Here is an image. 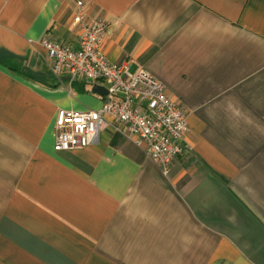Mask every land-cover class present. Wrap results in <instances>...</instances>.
<instances>
[{
  "label": "crops",
  "instance_id": "obj_1",
  "mask_svg": "<svg viewBox=\"0 0 264 264\" xmlns=\"http://www.w3.org/2000/svg\"><path fill=\"white\" fill-rule=\"evenodd\" d=\"M82 2L105 56L186 111L190 149L166 175L124 128L56 151L57 110L104 98L40 43L77 46L76 0H0V264H264V0Z\"/></svg>",
  "mask_w": 264,
  "mask_h": 264
},
{
  "label": "built area",
  "instance_id": "obj_2",
  "mask_svg": "<svg viewBox=\"0 0 264 264\" xmlns=\"http://www.w3.org/2000/svg\"><path fill=\"white\" fill-rule=\"evenodd\" d=\"M74 22L82 31L77 46L44 35L40 39L57 74L65 73L72 81L102 84L107 94L96 109L59 108L54 119V149H81L98 141L107 127L124 128L123 135L143 148L163 175L172 162L186 153L187 114L165 90L164 83L145 69L130 71L125 62L110 61L102 51L107 24L85 22L82 0H76Z\"/></svg>",
  "mask_w": 264,
  "mask_h": 264
},
{
  "label": "water",
  "instance_id": "obj_3",
  "mask_svg": "<svg viewBox=\"0 0 264 264\" xmlns=\"http://www.w3.org/2000/svg\"><path fill=\"white\" fill-rule=\"evenodd\" d=\"M92 92L97 93L99 95L105 96L107 94V90L104 86L101 85H94L92 87Z\"/></svg>",
  "mask_w": 264,
  "mask_h": 264
}]
</instances>
